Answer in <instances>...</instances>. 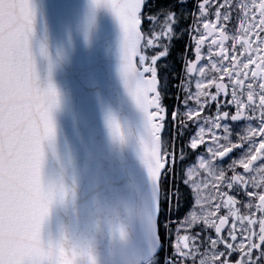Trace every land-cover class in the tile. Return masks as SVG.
Instances as JSON below:
<instances>
[{"label": "snow or ice", "instance_id": "1", "mask_svg": "<svg viewBox=\"0 0 264 264\" xmlns=\"http://www.w3.org/2000/svg\"><path fill=\"white\" fill-rule=\"evenodd\" d=\"M101 2L123 31L121 78L161 138L156 264H264V0ZM33 20L31 0H0V231L28 214L38 230L47 212L20 191L40 190L56 132ZM0 264L28 262L0 242Z\"/></svg>", "mask_w": 264, "mask_h": 264}, {"label": "water", "instance_id": "2", "mask_svg": "<svg viewBox=\"0 0 264 264\" xmlns=\"http://www.w3.org/2000/svg\"><path fill=\"white\" fill-rule=\"evenodd\" d=\"M31 4L37 84L54 86L58 103L51 113L55 136L44 144L40 190L23 184L20 191L32 203H45L47 212L38 230L31 214L9 222L0 242L14 243L28 264H139L153 247L144 249L132 237L124 245L123 236L139 229L156 202L160 167L152 159L157 141L143 102L129 94L119 72V19L94 0Z\"/></svg>", "mask_w": 264, "mask_h": 264}, {"label": "bare ground", "instance_id": "3", "mask_svg": "<svg viewBox=\"0 0 264 264\" xmlns=\"http://www.w3.org/2000/svg\"><path fill=\"white\" fill-rule=\"evenodd\" d=\"M150 171V169L147 170V172ZM146 172V176L148 177V174ZM153 206H150L148 208V212L145 216V218L143 220H141L140 225H139V229L138 226L135 225L133 226L129 232H127L124 236H123V242L124 245L126 244L127 246L130 245L131 243V237L133 241H142L143 247L144 249L147 247L150 250V247H153L154 244V237H153V232H154V226H153V221H154V214L151 213V208ZM139 219H137L138 221ZM145 230H149L150 231V235L145 237L144 233ZM101 242V240H96V244L99 245V243ZM149 256V255H148ZM126 255H122L120 258H125Z\"/></svg>", "mask_w": 264, "mask_h": 264}, {"label": "flooded vegetation", "instance_id": "4", "mask_svg": "<svg viewBox=\"0 0 264 264\" xmlns=\"http://www.w3.org/2000/svg\"><path fill=\"white\" fill-rule=\"evenodd\" d=\"M172 46L175 47V42H173V45ZM180 67H182V63L180 65ZM178 80H179V71L177 70V73L175 75H173V77H172L173 85H172V92H171V94H172L173 97H174V93L177 91L175 89V83H177Z\"/></svg>", "mask_w": 264, "mask_h": 264}, {"label": "clouds", "instance_id": "5", "mask_svg": "<svg viewBox=\"0 0 264 264\" xmlns=\"http://www.w3.org/2000/svg\"><path fill=\"white\" fill-rule=\"evenodd\" d=\"M129 264H132V262H129Z\"/></svg>", "mask_w": 264, "mask_h": 264}]
</instances>
